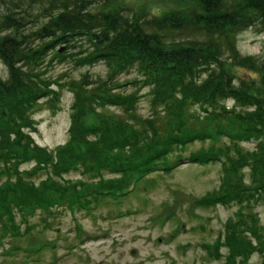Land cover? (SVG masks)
<instances>
[{
	"label": "trees",
	"instance_id": "16d2710c",
	"mask_svg": "<svg viewBox=\"0 0 264 264\" xmlns=\"http://www.w3.org/2000/svg\"><path fill=\"white\" fill-rule=\"evenodd\" d=\"M197 3L199 8L151 13L112 0H0V61L7 68V76L0 75V246L2 238L11 244V239L39 225L51 226L55 209L88 210L100 197L95 190H118L135 174L169 170L179 163L171 161L172 155L203 161L222 153L200 148L191 156L181 154L197 140L223 136L238 142L253 134L264 136V61L237 47L240 32L254 26L264 31V0ZM55 61L86 69L102 63L105 76H93L98 81L94 95H74L69 138L49 149L34 142L29 132L35 128L32 111L37 101L48 94L57 98L64 84L62 72L53 77ZM231 67L257 73L260 80L230 71ZM130 69L133 90L128 95L111 91V86H122L118 78ZM90 75L81 73L78 80L88 85L93 82ZM145 88L162 119L153 114L146 128L136 129L138 133L128 128L116 139L99 134L100 127L83 125L98 106L134 105ZM190 119L200 125H188ZM24 162L33 166L19 169ZM104 168L120 171L123 180L71 186L34 180L43 169L51 172L48 180H55L72 169L84 175ZM88 190L94 193L85 195ZM240 190L237 183L224 181L216 196L197 203L241 200ZM36 212L41 214L38 218ZM228 228L240 231L231 224ZM234 241L225 233L223 243L230 246ZM246 249L245 242L237 246L239 251ZM232 260L226 264H234Z\"/></svg>",
	"mask_w": 264,
	"mask_h": 264
},
{
	"label": "rangeland",
	"instance_id": "374dc122",
	"mask_svg": "<svg viewBox=\"0 0 264 264\" xmlns=\"http://www.w3.org/2000/svg\"><path fill=\"white\" fill-rule=\"evenodd\" d=\"M112 2L151 13L186 6L199 8L196 0ZM237 47L242 54H251L264 61V31L254 26L240 32ZM53 56L54 51L48 59ZM229 70L240 75L247 72L253 78H259V74L239 67ZM51 71L53 77L62 72L64 84L60 93L57 92V98L48 94L37 101L32 111L35 128L30 132L26 129V132L40 147L57 149L69 138L70 105L74 95L77 93L81 98L94 95L98 81L93 76L104 77L105 66L96 63L87 69L75 68L71 63L55 61ZM85 72L92 74L93 82L88 85L78 80ZM133 72L134 69L124 71L118 78L122 86H111L110 90L128 95V91L133 90L130 84ZM0 75L7 76V68L1 61ZM70 78L77 83L71 84ZM138 93L141 96L134 105L98 106L83 120V125L100 127L99 134L116 139L126 130L137 132L136 129L146 128L148 121L154 119L153 114L162 119L160 108L150 104V97L145 95L146 88ZM226 104H230L229 100ZM187 124L200 125L193 119ZM200 148L216 152L221 149L222 153L205 162L187 157L181 160L172 155L171 161L179 162L173 170L142 177L134 189L121 198L100 196L97 201H91L88 210L66 206L55 209L54 219L50 218L53 223L48 228L39 225L35 228L39 231L28 230L11 239V244L8 238H2L0 264H226L228 258L233 259L234 264H264V136L253 134L251 138L238 142L223 136L197 140L181 154L191 156ZM117 151L119 149L112 150L113 153ZM32 166V162H24L19 169L28 170ZM123 176L120 171L110 168L101 169L100 173L91 170L84 175L80 170L72 169L63 173L61 178L48 180L51 172L43 169L34 180L39 184L55 181L61 186H71L80 181L123 180ZM224 181L237 183L243 198L217 200L205 205L197 203L204 197L216 196ZM247 193L251 196L247 197ZM39 215L36 212L34 216L38 218ZM31 219L30 222H34V217ZM228 224L236 231L240 229V235L231 232ZM23 227L21 225L20 229ZM78 230L89 236L83 240L85 235ZM225 233L234 236L237 242L230 246L223 243ZM244 242L247 249L237 250V246L244 245ZM217 243L218 247H215ZM69 244L76 248H69Z\"/></svg>",
	"mask_w": 264,
	"mask_h": 264
},
{
	"label": "water",
	"instance_id": "95a60500",
	"mask_svg": "<svg viewBox=\"0 0 264 264\" xmlns=\"http://www.w3.org/2000/svg\"><path fill=\"white\" fill-rule=\"evenodd\" d=\"M132 254H134V251L132 250V252H131Z\"/></svg>",
	"mask_w": 264,
	"mask_h": 264
},
{
	"label": "bare ground",
	"instance_id": "6f19581e",
	"mask_svg": "<svg viewBox=\"0 0 264 264\" xmlns=\"http://www.w3.org/2000/svg\"><path fill=\"white\" fill-rule=\"evenodd\" d=\"M197 1V0H196Z\"/></svg>",
	"mask_w": 264,
	"mask_h": 264
}]
</instances>
